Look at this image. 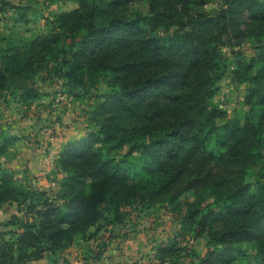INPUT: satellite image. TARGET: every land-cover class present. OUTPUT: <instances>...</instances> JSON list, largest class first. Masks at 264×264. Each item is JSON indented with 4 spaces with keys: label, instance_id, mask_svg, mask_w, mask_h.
<instances>
[{
    "label": "trees",
    "instance_id": "1",
    "mask_svg": "<svg viewBox=\"0 0 264 264\" xmlns=\"http://www.w3.org/2000/svg\"><path fill=\"white\" fill-rule=\"evenodd\" d=\"M145 2L146 13L133 0H76L53 31L0 47V100H38V82H57L72 98L94 87L93 76L108 86L88 95L92 127L63 144L53 187L3 166L17 138L0 137V208L16 206L1 223L0 264L54 256L158 201L186 208L176 235L156 247V264L182 254L191 264H232L239 246L252 252L247 264H264V0H222L211 12V0ZM244 41L256 53L233 71L251 83L240 120L214 97L220 49ZM188 234L206 240L204 253L182 247Z\"/></svg>",
    "mask_w": 264,
    "mask_h": 264
},
{
    "label": "rangeland",
    "instance_id": "2",
    "mask_svg": "<svg viewBox=\"0 0 264 264\" xmlns=\"http://www.w3.org/2000/svg\"><path fill=\"white\" fill-rule=\"evenodd\" d=\"M0 2L3 4L0 6V47L16 44L21 39L34 37L40 33L53 31L56 28L52 21L57 15L77 5L76 0H0ZM221 3L222 0H211L205 9L211 12ZM131 7L144 13L147 10L145 0H133ZM220 52L223 56L222 65L224 67L217 82L218 91L214 97V103L224 108L230 117L241 120L247 113L246 107L242 104V98L251 83L234 79L233 71L238 69L235 67L237 60L242 59L248 63L256 50L250 41H244L239 47L232 50L222 48ZM92 78L89 82L94 87L89 88L88 93L83 94L81 91L73 98L67 94L60 95L57 92L59 88L57 82L53 84L38 82L43 95L38 100L29 103L16 102L12 96L6 94L0 100V137L11 135L17 139L12 142L8 153L2 157L3 166L13 165L14 171H16L15 168L19 169L17 170L19 174L25 172L24 167L35 153L32 143L38 144L36 151L40 150V158L47 154L46 149L44 151L42 149L48 147L49 141L47 140L46 143V141L36 140V135H33L34 128L40 130L51 124L52 126H48L51 129L49 135L55 136L56 132L61 133L57 125H60L63 130H68L69 126L74 123L76 127L83 128L84 132L92 127L84 115L91 104L90 101L94 102V98H88V95L99 96L108 89L105 76L96 75L91 82ZM56 103L58 108L54 110L55 107L51 106ZM257 111L258 108H255L250 115L255 116ZM66 114L67 117H64ZM72 136L74 137L75 134H69L68 137ZM23 152L24 156H22ZM34 159L35 156H32L31 160ZM135 161L133 159L129 162ZM39 167L37 169H41V166ZM37 172H41L37 176L41 178L40 182L35 177L38 188L47 189L54 186L51 184L54 178L52 170L49 171L44 167ZM187 198L189 201L193 199L192 197ZM208 202H210L209 199L204 201V203ZM185 208L184 206L174 209L166 202L158 201L150 208L130 209V213L122 223H110L109 225L103 223L98 233L95 232V228H91L86 239H77L63 252L54 256L46 255L39 261H31L28 264H156L154 260L156 247L176 235L175 231L179 227V213L182 214ZM15 212V204H5L0 208V228L1 223ZM190 237L188 234L182 240V247L186 246L199 255L204 253L206 240L204 238L191 240ZM239 247L242 251L236 252L235 250L236 256L232 264H247L252 252L249 248L246 250L245 246ZM177 260L173 264H191L184 254Z\"/></svg>",
    "mask_w": 264,
    "mask_h": 264
},
{
    "label": "crops",
    "instance_id": "3",
    "mask_svg": "<svg viewBox=\"0 0 264 264\" xmlns=\"http://www.w3.org/2000/svg\"><path fill=\"white\" fill-rule=\"evenodd\" d=\"M57 103L56 104H53L51 107L56 110L58 107H57ZM66 107V106H64ZM50 109V108H49ZM54 113V112H53ZM68 113V112H67ZM61 115V114H60ZM63 115V114H62ZM64 117H67V114L64 116ZM59 122V121H58ZM48 124V123H47ZM37 125V124H36ZM48 126H52L51 124L48 125ZM48 126H45L44 129H37V128H34V133L33 135H36V140L40 141L42 140L43 142L46 141L47 143V140L49 141V145L48 147H44L42 150L44 151L46 149V155L43 156V158H40L39 157V151L37 149L36 151V148L38 147V144H33L32 143V148L35 149V153L32 155V156H35V159L34 160H31L32 159V156L30 158V161L26 164V166L24 167L25 171L31 176L33 177L32 178V184L34 186H37L38 187V182H40V179L39 177H37L39 174H41V172H37V171H40L41 169H43L44 167L51 171L53 170V166H54V161H55V158L57 157L59 151L61 150L63 144H65L67 141L70 140H73L75 138H78L79 136H81L83 133H84V129L83 128H79V127H76L74 123H72V126H69V129L68 130H63L60 125H57L58 126V130H61V133H58L56 132V134L58 135H49V131L51 130ZM43 128V127H42ZM54 128V127H53ZM55 129V128H54ZM81 129V130H80ZM53 132V131H52ZM69 134H75V136L73 137H68ZM71 136V135H70ZM68 137V138H67ZM59 143V144H58ZM32 149V150H33ZM24 152H23V155L24 156ZM19 156H17L18 158ZM26 158H29V157H26ZM34 158V157H33ZM40 165H39V164ZM9 166V165H8ZM41 166V169H37V167ZM44 166V167H42ZM9 167H11V169L14 168L13 165H10ZM40 168V167H39ZM16 170H19L18 168H15ZM23 169V170H24ZM14 170V169H13ZM21 174H19L20 176ZM37 177V181H36V178ZM58 177H60V175H58ZM51 184H54L53 180L51 181ZM49 187V186H48ZM40 188H43V187H40ZM39 261V260H37Z\"/></svg>",
    "mask_w": 264,
    "mask_h": 264
}]
</instances>
